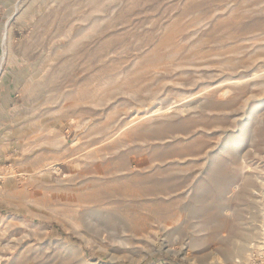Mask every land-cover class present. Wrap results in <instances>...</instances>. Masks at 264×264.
<instances>
[{"label":"rangeland","instance_id":"obj_1","mask_svg":"<svg viewBox=\"0 0 264 264\" xmlns=\"http://www.w3.org/2000/svg\"><path fill=\"white\" fill-rule=\"evenodd\" d=\"M0 264H264V0H0Z\"/></svg>","mask_w":264,"mask_h":264},{"label":"bare ground","instance_id":"obj_2","mask_svg":"<svg viewBox=\"0 0 264 264\" xmlns=\"http://www.w3.org/2000/svg\"><path fill=\"white\" fill-rule=\"evenodd\" d=\"M236 260V259H235Z\"/></svg>","mask_w":264,"mask_h":264}]
</instances>
